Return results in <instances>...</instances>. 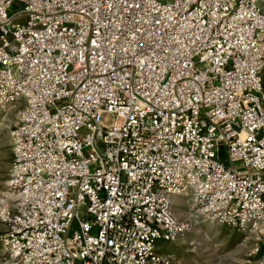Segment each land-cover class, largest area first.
Returning a JSON list of instances; mask_svg holds the SVG:
<instances>
[{
	"label": "built area",
	"instance_id": "obj_1",
	"mask_svg": "<svg viewBox=\"0 0 264 264\" xmlns=\"http://www.w3.org/2000/svg\"><path fill=\"white\" fill-rule=\"evenodd\" d=\"M263 78L264 0H0L8 260L171 264L199 220L264 248Z\"/></svg>",
	"mask_w": 264,
	"mask_h": 264
},
{
	"label": "rangeland",
	"instance_id": "obj_2",
	"mask_svg": "<svg viewBox=\"0 0 264 264\" xmlns=\"http://www.w3.org/2000/svg\"><path fill=\"white\" fill-rule=\"evenodd\" d=\"M264 88V78H263ZM23 108L0 109V201L10 180L13 140L12 133ZM190 199L184 196L174 199V212L181 220H188ZM4 227L0 225V233ZM157 251L171 258V264H259L264 248L252 240H246L237 231L209 221L199 220L189 231L173 242L161 241ZM0 264H11L0 243Z\"/></svg>",
	"mask_w": 264,
	"mask_h": 264
},
{
	"label": "trees",
	"instance_id": "obj_3",
	"mask_svg": "<svg viewBox=\"0 0 264 264\" xmlns=\"http://www.w3.org/2000/svg\"><path fill=\"white\" fill-rule=\"evenodd\" d=\"M12 161H13V159H12Z\"/></svg>",
	"mask_w": 264,
	"mask_h": 264
}]
</instances>
